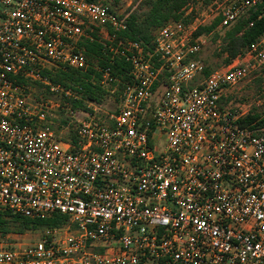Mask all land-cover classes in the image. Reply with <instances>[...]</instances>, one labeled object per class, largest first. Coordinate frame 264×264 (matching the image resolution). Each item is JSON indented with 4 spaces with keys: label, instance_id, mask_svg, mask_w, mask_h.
Wrapping results in <instances>:
<instances>
[{
    "label": "built area",
    "instance_id": "obj_1",
    "mask_svg": "<svg viewBox=\"0 0 264 264\" xmlns=\"http://www.w3.org/2000/svg\"><path fill=\"white\" fill-rule=\"evenodd\" d=\"M218 1L216 29L264 18V0ZM128 15L103 0H0V212L66 218L32 244L0 241V264H264V130L220 102L264 66V32L190 87L195 23L166 24L150 52L115 48ZM102 41L130 65L120 90L112 59L86 57ZM67 68L98 72L115 110H73L82 87L51 80ZM59 113L76 118L74 142L52 129Z\"/></svg>",
    "mask_w": 264,
    "mask_h": 264
},
{
    "label": "trees",
    "instance_id": "obj_2",
    "mask_svg": "<svg viewBox=\"0 0 264 264\" xmlns=\"http://www.w3.org/2000/svg\"><path fill=\"white\" fill-rule=\"evenodd\" d=\"M96 1V0H90ZM200 1L207 5L214 0H141L133 11L118 13L114 4L112 5L114 13L119 16L129 13L126 20V29L117 34L116 38L111 42L115 48L118 39H126L129 41L140 42L145 52H150L152 41L159 29L170 22L184 21L187 23L189 17L184 18L185 10L192 2ZM258 11H253L246 17L240 18L232 25L224 34L222 54H226V63L233 61L238 55L243 54L244 50L258 39L264 32V18L257 19ZM219 23L216 19L210 26L199 28L194 37H198L203 33H208L214 29ZM252 23V26H249ZM98 42H85L83 46L86 50V57L90 63L103 68L110 59L113 60L112 72L114 77L119 79L117 90L122 88V83L127 81L130 71V65L124 58L117 53L108 50L109 43H105V47ZM96 60V62H95ZM206 76L208 73L203 71ZM100 74L96 71L89 70L88 73H81L76 69L67 68L65 71H59L51 76L53 83L60 84L65 89H77L82 87L79 99L70 103L71 108L78 110H87L88 103L99 104L105 94H108L107 88L100 82ZM257 82L264 84V70H262ZM221 102V99H220ZM243 125H251L256 123L258 126H264V118L259 119L257 114L248 113L240 119ZM256 126V125H255ZM256 126V127H258ZM72 132V131H71ZM72 142L75 140V133L72 132ZM66 218L60 215H54L50 218L32 220L29 218L13 215L8 211L0 212V238L9 234H22L26 232H34L42 229L58 227L65 224Z\"/></svg>",
    "mask_w": 264,
    "mask_h": 264
},
{
    "label": "rangeland",
    "instance_id": "obj_3",
    "mask_svg": "<svg viewBox=\"0 0 264 264\" xmlns=\"http://www.w3.org/2000/svg\"><path fill=\"white\" fill-rule=\"evenodd\" d=\"M103 1L112 2L111 4L115 5L117 9L116 11L118 13H123L127 11H133L141 0ZM218 4V0H214L207 5L203 4L200 1L192 2L185 10L184 18L188 16L189 19L187 23H195L196 31L199 28L208 27L217 19L216 15L218 13ZM226 31L227 30L216 29L215 27L210 32L199 35L205 37V43L198 57L203 65V71L208 73V75H210L215 70L225 68L232 62L231 61L229 63H226L225 61L227 55L221 53V49L224 45L223 37ZM262 70H264V66L248 76L238 86L224 91L221 97L222 107L231 112L243 115L242 117H244L248 113H253L257 114L259 116V119L264 118V84L257 82V79L258 77H260ZM207 77L208 76H206L203 72L201 76L197 77L193 82L189 83L188 86L196 87L200 85ZM115 96L116 93L105 94L99 104L96 105L88 103L86 105V109H89L88 105H93L94 107H98V110H101L104 115L105 113H111L113 110H115ZM84 117L85 116L79 115L77 119L81 120ZM75 119L76 118L69 117L65 113H59L53 120L51 127L63 142H67L71 139L72 132L77 125ZM254 125L258 126L256 123H254ZM258 128L264 130V126H258ZM42 232V229H40L34 232H26L22 234H9L3 238H0V241L7 245H29L36 242L40 238Z\"/></svg>",
    "mask_w": 264,
    "mask_h": 264
}]
</instances>
